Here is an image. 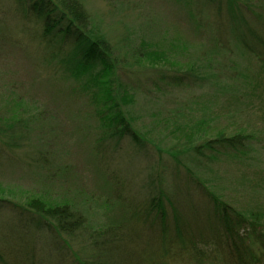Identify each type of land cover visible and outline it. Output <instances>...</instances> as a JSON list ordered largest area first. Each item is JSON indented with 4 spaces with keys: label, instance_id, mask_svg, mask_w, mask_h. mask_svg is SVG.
<instances>
[{
    "label": "rangeland",
    "instance_id": "rangeland-1",
    "mask_svg": "<svg viewBox=\"0 0 264 264\" xmlns=\"http://www.w3.org/2000/svg\"><path fill=\"white\" fill-rule=\"evenodd\" d=\"M79 1L93 27L125 55L128 63L134 52L144 50L164 57L156 67L144 63L142 72L138 67L121 68L126 71H119L111 86L114 94L124 89L133 97V104H120L121 112L134 121V128L149 131L148 140L161 152L123 138L116 149L111 143L105 149L102 165L116 172L118 178L137 185L135 190L144 199L153 181L165 188L166 174L172 176L177 169L166 150L183 149L190 122L208 117L211 131L226 128L231 132L241 127L250 134L243 149L206 152V157L196 161L190 156L182 159L178 170L195 172V177L230 205L264 211V72L257 70L255 60L235 35L227 29L228 34L221 31L220 18L228 11V0ZM234 1L256 12L264 10L258 9L264 0ZM23 11L24 5L17 0H0V125L10 121L22 104L26 109L18 115L25 119L18 126L24 132L22 148L7 152L0 139V197L24 206L32 198L66 204L94 230L118 223L125 206L111 193L94 157L97 134L92 112H86L91 108L80 92L75 95L83 84L84 88H99L91 81L94 73L106 82L112 74L100 76L98 65L73 82L62 68L48 63L46 54L55 50L58 37L43 35L40 21L27 18ZM190 65L194 69L180 84L159 81L154 87L149 82L157 76L151 68L165 74L166 70L190 69ZM260 72L262 80L256 82L254 78ZM197 142L200 140H194ZM18 155L31 166L19 162ZM34 157L40 161H32ZM157 171L160 178L154 175ZM175 196L178 200L182 194ZM195 198H199L197 194ZM0 213L4 219L16 214L9 209ZM166 213L171 217L169 208ZM19 217L29 219L20 213Z\"/></svg>",
    "mask_w": 264,
    "mask_h": 264
},
{
    "label": "trees",
    "instance_id": "trees-1",
    "mask_svg": "<svg viewBox=\"0 0 264 264\" xmlns=\"http://www.w3.org/2000/svg\"><path fill=\"white\" fill-rule=\"evenodd\" d=\"M17 1L24 5L23 13L27 18L40 21L43 35L58 37L56 43L59 45L51 50L55 57L51 52L46 54L48 63L54 62L57 68H62L73 82L98 65L101 66L100 76L104 77L106 72L112 74L111 80L106 82L94 73L91 81L99 84L101 89L84 88L86 85L83 84L75 90V95L80 92L91 108L86 106V112H92L97 134L94 157L111 193L125 206V211L118 223L94 230L85 226L79 212L71 211L66 204L54 205L46 199L32 198L24 206L0 197V211L16 212L13 218L6 219L0 213V230H3L0 232V264H264V211H248L230 205L195 177V172L178 170L182 159L190 156V160L196 161L206 157V152L220 154L221 149H243L250 134H245L241 127L231 132L226 128L211 131L208 117L191 121L185 135L186 145H182L184 148L166 150L169 161L177 169L172 176L166 174L165 188L153 181V188L141 199L142 194L135 190L137 185L118 178L116 172L102 165L105 149L110 143L115 144L116 149L123 138H129L141 147L149 145L158 153L161 149L148 140L149 131L140 132L134 128V121L125 118L120 104H131L133 97L124 89L120 94H114L112 79L118 77L119 71H126L121 68L138 67V72H142L144 63L156 67L164 57L144 50L134 52L128 63L125 55L113 48L96 26L93 27L79 0ZM242 5L228 0V11L220 18L221 31L227 29L235 35L242 49L255 60L257 70L264 72V10L256 12ZM260 8L264 9V5ZM221 31L220 35L225 39ZM193 69L190 65L187 70H166L165 74H160L163 71L151 68L157 76L149 82L154 87L159 81L180 84L187 80V74ZM260 75L261 72L254 78L256 82L262 80ZM25 111L22 104L15 118L12 114L10 121L1 122L0 139L7 152L15 153L24 145L20 143L25 140L23 128L18 126L25 119L18 115ZM163 128L167 133L171 132L166 126ZM194 140H200V143L195 144ZM18 156L19 162L31 166L25 158ZM32 161L40 159L34 157ZM154 175L160 178L158 171ZM9 194L12 196L13 192L9 190ZM178 194L182 196L176 200ZM195 194L199 198H195ZM167 207L171 217L167 216ZM19 213L29 219L19 217ZM34 224L36 226H32ZM46 232V236L41 235Z\"/></svg>",
    "mask_w": 264,
    "mask_h": 264
}]
</instances>
